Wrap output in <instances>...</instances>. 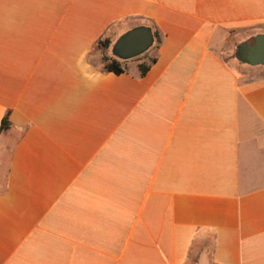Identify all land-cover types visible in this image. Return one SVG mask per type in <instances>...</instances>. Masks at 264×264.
<instances>
[{"label":"crops","instance_id":"crops-1","mask_svg":"<svg viewBox=\"0 0 264 264\" xmlns=\"http://www.w3.org/2000/svg\"><path fill=\"white\" fill-rule=\"evenodd\" d=\"M140 24L159 47L105 71ZM262 33L264 0H0V264H186L210 235L264 264V64L221 54Z\"/></svg>","mask_w":264,"mask_h":264},{"label":"water","instance_id":"water-1","mask_svg":"<svg viewBox=\"0 0 264 264\" xmlns=\"http://www.w3.org/2000/svg\"><path fill=\"white\" fill-rule=\"evenodd\" d=\"M153 29L148 24H140L124 31L112 44V54L121 60L136 58L148 51L154 44ZM239 49L244 53L237 58L250 65L264 64V33L255 36L251 43H242Z\"/></svg>","mask_w":264,"mask_h":264},{"label":"trees","instance_id":"trees-1","mask_svg":"<svg viewBox=\"0 0 264 264\" xmlns=\"http://www.w3.org/2000/svg\"><path fill=\"white\" fill-rule=\"evenodd\" d=\"M152 26L155 28L154 25H152ZM153 32H154L155 41H156L154 46L159 47V44L161 42L160 32L157 28H155L153 30ZM111 43H112V41L109 37H100L97 41V45L100 48H102L103 50L108 49L111 46ZM136 58H140V56H138ZM156 59H157L156 56H152V57H150L149 62H147V61L141 62L139 64L140 74L145 75L147 73V71L150 69L152 63H154L156 61ZM102 62H103V68L105 71H109V72L111 71V72H114L117 74H121L127 70L126 63L124 61H122L121 59L117 58L116 56H114L113 54L109 55L107 53H104L102 55ZM10 127H11V122L9 119V114H6L2 120L1 129H7Z\"/></svg>","mask_w":264,"mask_h":264},{"label":"rangeland","instance_id":"rangeland-1","mask_svg":"<svg viewBox=\"0 0 264 264\" xmlns=\"http://www.w3.org/2000/svg\"><path fill=\"white\" fill-rule=\"evenodd\" d=\"M252 42L254 41V38L251 40ZM241 44H236L229 43L226 48L221 50V54L224 57L227 58H234L235 55L237 54L239 50V46ZM99 48L101 49L102 53H107V49L103 50L100 48L98 45L96 46V49ZM109 50V48H108ZM109 54V51L108 53ZM155 54V51H152L150 57H152ZM149 57V59H150ZM239 60V59H237ZM238 62V61H235ZM243 61L239 60V64H244L242 63ZM248 64V63H246ZM250 65V64H248ZM248 65H242V66H248ZM253 66V65H251ZM247 74H249L247 72ZM213 250H214V238L210 235L208 239L203 240V241H197L195 243V246L193 248L192 254L190 256L189 261L186 264H214L212 261V255H213Z\"/></svg>","mask_w":264,"mask_h":264},{"label":"flooded vegetation","instance_id":"flooded-vegetation-1","mask_svg":"<svg viewBox=\"0 0 264 264\" xmlns=\"http://www.w3.org/2000/svg\"><path fill=\"white\" fill-rule=\"evenodd\" d=\"M238 53H241V54H242V53H244V52H243L242 50L239 49V50H238Z\"/></svg>","mask_w":264,"mask_h":264}]
</instances>
